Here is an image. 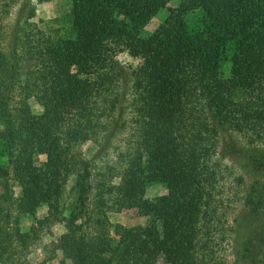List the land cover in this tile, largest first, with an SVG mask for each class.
Masks as SVG:
<instances>
[{
  "label": "trees",
  "instance_id": "obj_1",
  "mask_svg": "<svg viewBox=\"0 0 264 264\" xmlns=\"http://www.w3.org/2000/svg\"><path fill=\"white\" fill-rule=\"evenodd\" d=\"M170 1L177 6L141 37ZM30 3L19 1L3 48L0 35L7 163L0 165V219L12 218L1 202L15 216L12 228H0V264H29L28 245L54 224L64 229L53 244L59 264H222L214 254L226 218L214 206L219 164L212 157L220 140L227 145L232 134L264 127V0H70L72 36L54 39L28 28ZM189 14L197 16L192 26ZM122 51L141 64H119ZM126 130L121 151L113 141ZM87 141L96 146L90 158L79 150ZM232 149L264 176L263 153ZM109 153L113 162L97 167ZM11 180L19 188L13 201ZM67 181L73 198L65 210ZM156 183L166 194L144 199L145 187ZM241 204L256 223L227 264H264V184L248 186ZM41 205L46 215L20 232L19 218H33ZM122 210H135L145 223L112 225L107 213Z\"/></svg>",
  "mask_w": 264,
  "mask_h": 264
},
{
  "label": "rangeland",
  "instance_id": "obj_2",
  "mask_svg": "<svg viewBox=\"0 0 264 264\" xmlns=\"http://www.w3.org/2000/svg\"><path fill=\"white\" fill-rule=\"evenodd\" d=\"M20 0H0V35L2 36L1 45L2 48L6 46L8 41L9 32L14 25L16 19V12ZM31 7L33 8V17L28 21L29 29H38L43 34L51 39L54 38H67L72 36L70 28V0H51V1H38L30 0ZM177 1H170L164 9L158 11L141 30L140 36L146 37L153 33L159 25H161L167 16L168 8H175ZM197 19L195 14H189L187 17L188 26H192L193 22ZM119 64L123 66H130L132 68L137 67L141 64L139 56L122 51L116 56ZM221 71L224 77L229 74V64L223 62L221 65ZM16 93L18 90H15ZM15 94V93H14ZM242 97L238 96V99ZM18 98L15 95V100ZM28 106L32 114L37 115L41 112L40 106L33 100H28ZM1 130V129H0ZM256 134L252 131L244 132V134H232L233 139L230 140V144L227 145L219 142V147L216 150L215 156L212 157V161L218 160L219 172L217 173V184L214 190V206L216 207L218 215L223 213L226 219H223L221 224L223 225L226 220L224 227L219 225V234L216 240L221 241L220 247L214 254L215 261L222 264H227L230 261L232 252L239 247L240 240L244 237L249 228L254 227L255 220L252 217L244 215V209H242L241 197L251 184L263 183L264 176L260 177L254 170L249 169L245 165L247 164L240 156H236L233 153L232 147L243 148L252 150L256 154H264V127ZM130 131H122L121 134L117 135L114 139L113 147L119 148L122 151L123 146L128 139ZM227 140V139H226ZM96 146L93 142L87 141L83 143L79 150L84 158H90L95 152ZM115 156V153H114ZM43 160V156H37L36 163H40ZM112 153L108 154L106 158L100 162L96 161V166L99 168L103 167V162L108 164L113 162ZM0 165L7 166L6 158L3 154V149L0 144ZM11 178V177H10ZM9 194L12 201L15 200L19 194V188L16 183L11 180L9 181ZM118 179L112 180L113 184H117ZM70 182L67 181L62 197L61 204L66 210L72 200V192L70 191ZM0 187V194L2 193ZM166 194V189L162 184H150L145 187L143 198L152 200L155 197ZM1 206L7 209V212L12 216L9 221L0 219L1 230L6 228H12L14 211L8 208L6 203L1 202ZM47 209L45 205H41L35 212L34 217H20L18 220L19 231L26 233L31 225H34V219H41L46 215ZM108 221L112 224H119L124 227H133L136 225H143L146 221L145 218L137 215L135 210H122L120 212H109L107 213ZM231 227V230L229 231ZM8 230V229H7ZM10 232V231H9ZM64 232L61 224H54L49 227L48 230L42 229L38 233V237L32 241L27 247V261L29 264H38L42 260L50 258L46 264H59L62 260V256L59 251L53 252V244H56L59 236ZM2 237V235H1ZM12 247L15 244L12 242ZM65 264H70L65 261ZM156 264H164L158 261Z\"/></svg>",
  "mask_w": 264,
  "mask_h": 264
}]
</instances>
